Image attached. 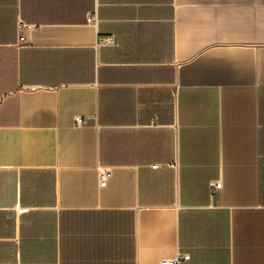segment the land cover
<instances>
[{"label": "crops", "instance_id": "1", "mask_svg": "<svg viewBox=\"0 0 264 264\" xmlns=\"http://www.w3.org/2000/svg\"><path fill=\"white\" fill-rule=\"evenodd\" d=\"M179 254L264 264V0H0V264Z\"/></svg>", "mask_w": 264, "mask_h": 264}, {"label": "built area", "instance_id": "2", "mask_svg": "<svg viewBox=\"0 0 264 264\" xmlns=\"http://www.w3.org/2000/svg\"><path fill=\"white\" fill-rule=\"evenodd\" d=\"M97 20V14H92L89 16L88 18V22L91 23L93 21ZM25 26H23L22 24L19 25V29H23ZM101 45L103 46H115L116 42L114 40V38H105L103 40H101ZM75 124L77 127H80L82 125H84V120H82L81 118H76L75 119ZM111 177V172H104L103 174V179L101 181L100 186L103 188L106 186L107 181L110 179ZM211 188L212 190H220L222 188V183L221 182H213L211 184ZM190 260V256L187 254H179L175 259L173 260H163L160 264H184L186 262H188Z\"/></svg>", "mask_w": 264, "mask_h": 264}]
</instances>
